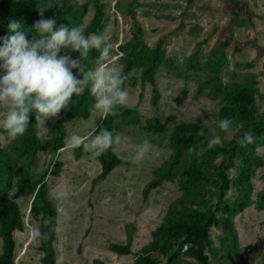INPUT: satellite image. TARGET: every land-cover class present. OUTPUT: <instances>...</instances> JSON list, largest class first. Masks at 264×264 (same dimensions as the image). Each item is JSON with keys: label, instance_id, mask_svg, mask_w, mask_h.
Returning a JSON list of instances; mask_svg holds the SVG:
<instances>
[{"label": "rangeland", "instance_id": "374dc122", "mask_svg": "<svg viewBox=\"0 0 264 264\" xmlns=\"http://www.w3.org/2000/svg\"><path fill=\"white\" fill-rule=\"evenodd\" d=\"M94 1L13 0L8 11L31 39L41 14L54 17L57 27H88ZM96 1L101 4L100 28L87 35L106 33L115 48L111 63L123 69L126 61L133 62L123 86L128 101L118 116L103 118L92 110L90 89L74 96L69 108L76 110L61 122L57 148V119L48 122L50 131L44 133L31 113L26 132L12 139L2 127L8 106L0 105V162L6 159L12 169L6 197L17 205L21 222L12 231V264H40L45 253L29 237V229L40 228L46 217L37 196L40 183L53 210L48 233L52 264H198L189 245L175 238L165 223L167 213L181 223L193 211H212L217 217L204 247L208 264H264V127L246 146L229 143L243 136L248 120L255 122L264 112V0ZM2 22L0 18V47L14 34L2 32ZM136 40L140 52L131 50ZM99 55L90 51L88 69L105 63ZM181 56L183 63L178 62ZM2 65L0 60V77L5 74ZM150 65L149 77L145 70ZM241 90L249 100L234 97ZM223 106L235 111L226 117ZM224 118L234 120L232 133L217 127ZM105 121L121 136V143L108 149L119 163L98 178L107 150L97 157L83 145H66L71 135L85 136L97 126L99 131ZM188 124L204 128V145L189 144L177 152L176 129ZM214 134L222 143L208 148ZM144 142L152 148L134 163ZM193 145L197 151L190 153ZM230 145V157L211 153ZM189 168L202 176H187ZM222 175L228 179L225 190L220 188ZM60 187L70 193L67 203L53 198ZM5 224L6 218L0 217V254Z\"/></svg>", "mask_w": 264, "mask_h": 264}, {"label": "clouds", "instance_id": "9594fccd", "mask_svg": "<svg viewBox=\"0 0 264 264\" xmlns=\"http://www.w3.org/2000/svg\"><path fill=\"white\" fill-rule=\"evenodd\" d=\"M86 27L83 23L57 27L54 17L45 18L41 14L33 24L31 39H28L27 32L20 30L19 22L9 23L8 28L14 34L5 37L3 47H0V60L5 71L0 77V105L8 106L2 127L10 138L15 139L26 132L31 113H35L36 126L44 133L49 132L48 122L59 119V114L69 108L73 97L82 95L86 89H90L95 98L92 110L103 118L118 116L119 107L126 105L128 92L123 86L129 77L123 74L119 65L110 62L115 52L114 44L106 38V33L85 35ZM62 49L64 54L59 55ZM93 49L99 52L98 59L105 63L88 69L83 61ZM71 52L79 53L78 57L73 58ZM178 62L183 63L182 56L178 57ZM74 69L77 70L75 74ZM233 125L234 120L229 118L217 122V127L224 133H232L235 130ZM98 127L92 128L85 136L71 135L66 147L75 149L83 145L98 157L121 143V136L114 134L115 129L110 131L100 127L97 131ZM197 135L203 137L205 132L201 129ZM237 142L246 146L253 142V135L245 132ZM221 143V137L214 134L207 140V147ZM151 148L148 142L139 145L133 162L143 160ZM188 151L195 153L197 146L193 145ZM53 198L67 203L70 193L60 187L54 190ZM42 222L45 226L50 225L52 218H45ZM29 237L38 244L47 240L48 234L34 227L29 229Z\"/></svg>", "mask_w": 264, "mask_h": 264}, {"label": "trees", "instance_id": "16d2710c", "mask_svg": "<svg viewBox=\"0 0 264 264\" xmlns=\"http://www.w3.org/2000/svg\"><path fill=\"white\" fill-rule=\"evenodd\" d=\"M13 0H0V18L2 19L1 23V31L6 32L9 28L8 25L10 22L16 18L14 13L8 11V5ZM93 16L91 19L90 25L87 27L85 31V35L87 33L95 32L96 29L100 28V20L102 17L101 4H99L96 0L93 3ZM140 42L136 40L131 44V50L140 52ZM86 65V60L83 61ZM129 60L124 63L123 66V74L127 75L131 64ZM152 71V65H150L145 73L150 77ZM246 91L241 90L234 97H247L246 99H250L249 96H245ZM121 109V107H119ZM118 109V110H119ZM75 108H69L63 114L59 115V119H57L55 124V137H54V147L57 148L59 145L58 141L62 138L63 132L61 127V122L64 119H67L72 112H74ZM222 113L228 117L235 110L233 108H229V106H223L221 108ZM239 111V110H238ZM246 130L244 132H250L252 135L257 134L264 127V112L262 113L259 120L253 122L248 120L246 122ZM103 128H106L111 131V124L109 121H105L103 124ZM204 129L198 125H181L176 129L174 135V147L177 152L181 151L189 144H201L202 139L197 135L198 131ZM26 140L28 149L32 146L31 138H29L28 134H26ZM238 138L236 140L230 141L229 143H238ZM239 144V143H238ZM204 145V144H201ZM232 145V144H231ZM228 146L227 148L216 147L211 149V153L213 155L222 154L227 157H230L234 151L233 146ZM3 155V153H1ZM0 154V155H1ZM107 156V161L105 165V169L98 176L101 178L106 171L112 169L116 166L119 161L116 157H114L109 150L105 152ZM4 156V155H3ZM187 176H192L194 178H198L202 176V173L193 168H189L186 171ZM244 178L248 176V169L243 170ZM11 177H12V169L9 162L4 159L0 162V217L4 216L6 218V224L2 227L1 237L3 239L2 251L0 254V264H12V249H13V240H12V231L14 229L19 230L21 228V222L19 218V211L17 205L7 199L6 192L9 190L11 185ZM220 188L221 190H225L228 187V179L222 175L220 177ZM39 190L37 193L38 198L43 202V205L46 207V217H51L53 219V210L50 207V203L46 199L44 195V184L40 183L38 186ZM165 223L170 228L171 234L175 238H181V243H187L189 245V253L191 256L198 262V264H208L207 255L204 252L205 243L208 241V230L211 226L217 223V217L212 211L207 212H192L188 215V218L181 222H174L172 220V216L167 213L165 215ZM40 229L47 234L50 232V225L45 226L43 223L40 225ZM50 236L48 235V239L40 242V249L44 251V255L40 259V264H52L53 257L52 253L49 250ZM181 245V244H180ZM137 264V263H134ZM142 264H156L152 260H146Z\"/></svg>", "mask_w": 264, "mask_h": 264}]
</instances>
